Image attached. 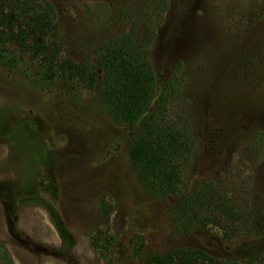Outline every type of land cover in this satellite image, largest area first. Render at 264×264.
<instances>
[{
  "label": "rangeland",
  "instance_id": "1",
  "mask_svg": "<svg viewBox=\"0 0 264 264\" xmlns=\"http://www.w3.org/2000/svg\"><path fill=\"white\" fill-rule=\"evenodd\" d=\"M46 1L59 58L89 65L139 2ZM153 28L142 51L160 86L176 76L190 129L184 182L207 187V214L221 197L240 219L176 226L177 199L149 197L128 166L132 130L96 93L44 81L39 63L0 45V264H140L178 248L264 257V0H168Z\"/></svg>",
  "mask_w": 264,
  "mask_h": 264
},
{
  "label": "trees",
  "instance_id": "2",
  "mask_svg": "<svg viewBox=\"0 0 264 264\" xmlns=\"http://www.w3.org/2000/svg\"><path fill=\"white\" fill-rule=\"evenodd\" d=\"M167 5L168 0H139L137 5L121 9L116 20L122 30L110 37L95 63L89 65L59 58L61 43L55 11L49 2L0 0V45L11 44L20 55L39 63L44 81H76L96 93L99 105L110 119L132 130L127 162L141 187L152 199L176 198L173 222L188 232L193 226H205L212 215L233 219L237 214L221 197L215 198V205L207 214L204 206L211 203L207 187H190L184 182L193 146L188 122L177 110L180 100L177 79L173 76L160 86L142 51L145 43L152 42L154 22L163 19ZM140 32L147 33L146 40L140 38ZM104 208L105 202L100 199L97 202L100 215ZM240 263L264 264V257L238 260L215 257L201 249L178 248L148 255L140 264Z\"/></svg>",
  "mask_w": 264,
  "mask_h": 264
}]
</instances>
